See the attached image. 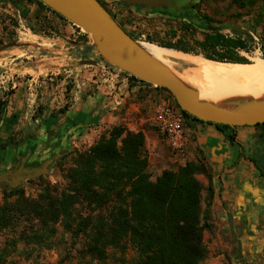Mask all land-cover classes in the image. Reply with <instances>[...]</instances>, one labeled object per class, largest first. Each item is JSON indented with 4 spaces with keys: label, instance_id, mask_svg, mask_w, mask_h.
Returning <instances> with one entry per match:
<instances>
[{
    "label": "rangeland",
    "instance_id": "rangeland-1",
    "mask_svg": "<svg viewBox=\"0 0 264 264\" xmlns=\"http://www.w3.org/2000/svg\"><path fill=\"white\" fill-rule=\"evenodd\" d=\"M99 1L137 42H142L147 49L149 45L159 46L163 51L153 52L155 56L187 80L194 81L201 75L213 72L204 65L187 63L171 56L170 51H182L162 47L158 42L149 43L148 35L157 41H176L183 33V23H191L199 31H207L208 19L212 20L210 25L219 27L227 35L235 36L234 29L251 35L254 40L252 51L243 54L252 63L264 59L261 48L264 39V0H175L181 11L167 6L151 9L128 5L123 0ZM175 30L177 35L173 36ZM86 34L83 29L41 7L35 0H0V46H7L0 51V150L4 153L0 159V175L32 171L42 166L45 169L44 172L21 178L16 187L0 184V204L4 201L6 189L24 187L27 196H36L39 191L36 177L39 175L53 183L62 182V173L57 164L65 151L83 149L93 144L74 140L72 133L62 135L59 130H53L45 136L39 130L48 121L53 125L59 124L58 119L62 116L60 111L65 105L86 98L96 90L98 84L105 86L111 81L103 71V68H112L111 65L101 57L91 36ZM87 45L90 46V53L83 58ZM189 55L194 56L192 53ZM82 59H93L98 64H80ZM217 63L220 61H213L214 65ZM123 77L122 73L118 78H110H114L112 82L118 83V79ZM192 86L200 91V85ZM146 90L148 93L153 90L150 94L153 105L160 102L175 105L177 102L173 94L162 89L156 90L147 85ZM152 125L158 134L157 145H153V138L147 139L146 133L139 130L145 135L148 171L152 180H156L166 169H178L192 161H203L209 169L211 181L204 174L197 175L203 184L202 208L206 210L210 225L203 233L207 256L202 264H230L220 230V215L215 206L218 203L216 197L219 198L223 190L221 179L214 174L208 158L200 150L187 146L183 153L172 151L154 122ZM109 129L99 133L95 141ZM260 130V138L255 143L260 144L258 149L262 153L264 128L260 127ZM31 133L35 135L34 138H25ZM66 143H70L69 148L64 147ZM60 146H63L62 151L59 150ZM257 156L258 167L264 170V156ZM251 157L252 151L248 159L251 160ZM210 185L213 188L212 199L208 197ZM15 229L8 227L0 230V264H88L90 261L80 255L83 237H71L62 225L58 226V233L53 238V248L22 241L14 244L12 239L16 237ZM114 254L104 262L93 261L92 264H118L119 258L123 256L116 251ZM136 257V249L129 246L124 258L132 262Z\"/></svg>",
    "mask_w": 264,
    "mask_h": 264
},
{
    "label": "trees",
    "instance_id": "trees-1",
    "mask_svg": "<svg viewBox=\"0 0 264 264\" xmlns=\"http://www.w3.org/2000/svg\"><path fill=\"white\" fill-rule=\"evenodd\" d=\"M35 1L67 20L42 1ZM211 21L207 19L206 24ZM181 27L183 33L176 41H157L148 35L151 42H146H158L162 47L202 55L209 60L252 63L243 54L250 53L254 43L248 33L234 29L236 34L232 36L221 30L199 31L191 23H183ZM176 35L175 30L173 36ZM86 48L83 58L90 53V46ZM130 78L172 94L167 88L154 86L134 75ZM175 106L186 125L189 118L204 122L182 110L177 102ZM67 108L65 105L60 112L65 113ZM212 124L220 129L234 128ZM255 126L264 128V123ZM34 137L33 133L25 135V138ZM229 138L234 141V133ZM145 144L142 131L120 124L87 148L65 151L57 164L62 182L53 183L39 175L36 196H27L24 187L4 191L0 230L16 228L14 244L22 241L53 248V238L62 225L71 237H83L80 255L90 259L88 264L104 262L115 255L114 251L123 256L118 264H202L207 256L203 233L210 225L202 208L203 184L197 175L204 174L211 181L209 169L203 161H192L178 169H166L152 180ZM208 191L212 199V185ZM129 246L137 251L132 262L124 258Z\"/></svg>",
    "mask_w": 264,
    "mask_h": 264
},
{
    "label": "crops",
    "instance_id": "crops-1",
    "mask_svg": "<svg viewBox=\"0 0 264 264\" xmlns=\"http://www.w3.org/2000/svg\"><path fill=\"white\" fill-rule=\"evenodd\" d=\"M109 79L108 84H98L86 98L68 104L59 124L48 121L40 132L45 136L53 130L62 135L72 133L74 140L90 144L102 131L123 124L131 130L144 131L147 139L153 138V145H157L158 134L152 125L154 105L150 101L153 90L148 93L145 83L131 78H120L118 83ZM186 130L190 135L188 146L208 158L214 174L222 181L223 190L215 206L230 264H264V170L256 162L257 155L264 156V151L260 153V144L255 143L261 135L260 127L220 129L210 122L189 118ZM233 133L234 141L229 138ZM64 147L69 148L70 143ZM3 154L0 150V159Z\"/></svg>",
    "mask_w": 264,
    "mask_h": 264
},
{
    "label": "water",
    "instance_id": "water-1",
    "mask_svg": "<svg viewBox=\"0 0 264 264\" xmlns=\"http://www.w3.org/2000/svg\"><path fill=\"white\" fill-rule=\"evenodd\" d=\"M40 1L89 34L95 49L110 65L154 86L167 88L174 95L179 107L198 119L232 127L255 126L264 123V98L236 97L222 103L202 101L198 89L180 78L172 68L151 55L114 20L99 0ZM123 1L128 5L144 6L151 9H162L167 6L178 11L182 10L175 0ZM207 28L212 31L220 30L219 27L210 24H207ZM6 47L0 46V51ZM79 63L98 64L93 59H82ZM44 171V166H42L39 169H32V171L5 173L0 175V184L16 187L21 178Z\"/></svg>",
    "mask_w": 264,
    "mask_h": 264
},
{
    "label": "bare ground",
    "instance_id": "bare-ground-1",
    "mask_svg": "<svg viewBox=\"0 0 264 264\" xmlns=\"http://www.w3.org/2000/svg\"><path fill=\"white\" fill-rule=\"evenodd\" d=\"M144 48L155 58L157 57L153 52L163 51L157 45H149V50L146 47ZM169 53L181 61L195 63L200 66L204 65L207 70L211 69L213 74L201 75L194 81L187 80L182 75H179L187 83L201 86L200 99L202 101L209 100L222 103L225 100L236 97L264 98V59L262 58L257 59L253 63L220 62L214 65V60L191 56L178 51H170Z\"/></svg>",
    "mask_w": 264,
    "mask_h": 264
},
{
    "label": "built area",
    "instance_id": "built-area-1",
    "mask_svg": "<svg viewBox=\"0 0 264 264\" xmlns=\"http://www.w3.org/2000/svg\"><path fill=\"white\" fill-rule=\"evenodd\" d=\"M111 67L108 69L103 68V71L109 75V78H118L123 73V79L128 80L130 74L115 66L111 65ZM115 70L117 71L115 72ZM153 122L159 134L172 151L176 153H183L185 151L190 140V135L186 130L185 118L175 105L166 102L156 103L154 105Z\"/></svg>",
    "mask_w": 264,
    "mask_h": 264
}]
</instances>
